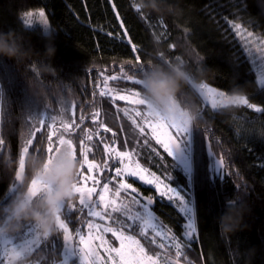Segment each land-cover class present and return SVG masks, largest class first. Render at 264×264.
Instances as JSON below:
<instances>
[{
  "label": "trees",
  "instance_id": "obj_1",
  "mask_svg": "<svg viewBox=\"0 0 264 264\" xmlns=\"http://www.w3.org/2000/svg\"><path fill=\"white\" fill-rule=\"evenodd\" d=\"M136 2L0 0V31L13 30L30 52L24 61L2 56L0 60L13 68L16 79L30 95L51 105V114L58 118V128L61 119L74 121L70 136L76 144L78 159L80 140L84 139L92 149L89 159L98 165L91 173L86 167L84 172L85 176L91 175L100 181L97 191L114 175L115 162L109 147L122 128L115 116L116 106L125 104L113 100L110 95L101 96L100 92H106L107 84L124 91L143 92L141 85L124 79L125 73L141 79V65L146 68L152 62L166 66L183 60L193 84L207 83L229 94L240 86L250 103L264 107V85L259 83L260 74L231 27V23H242L250 31L264 35V0H244L240 9L237 8L240 0H167L178 6V14L144 10L137 13ZM41 8L45 9L51 25L47 34L40 25L24 23L27 13ZM50 36L55 37L54 57L46 53V46L50 44L47 37ZM132 44L136 45L135 52ZM137 55L140 56L139 64ZM45 67L54 69V74L44 71ZM113 75L119 79H109L105 83V77ZM19 96V89L6 92L4 107L0 108V139L4 140L0 152V195L17 183L20 188L17 198L27 193L26 185L33 178H39L29 167L28 158L32 155L44 157L49 124L46 120L43 128L35 133L24 157V184H19L15 173L19 170L20 154L33 131L25 123ZM181 96L185 103H195L200 109V120L193 124V193L197 227L192 239L188 241L183 235L186 220L174 202L159 197L153 186L134 178L129 180L144 196L154 198L152 209L156 217L182 243L180 263L264 264V113H257L245 105L213 110L204 104L190 83L183 86ZM62 106L68 110L61 112ZM36 126L40 127L39 124ZM86 134L92 136L90 141ZM65 136L68 138V134ZM56 139L53 137V142ZM150 141L158 153L150 151L141 156L142 165L163 178L170 177L166 181L172 186L185 185L183 174L174 169L171 158L156 141ZM216 159L224 161L221 175L210 170ZM91 185L88 181L86 186ZM229 201L246 204L249 211L245 212L240 230L222 234L218 221L231 205ZM72 202L77 209L81 207L77 198ZM77 217L81 223L69 224L74 236L77 227L87 231V209L73 212V220ZM62 218H66L64 213ZM25 222L15 225V231H22ZM140 226L136 221L131 229L125 230L140 239L150 254H163L177 260L176 250L169 245L160 248L156 243H147L139 235Z\"/></svg>",
  "mask_w": 264,
  "mask_h": 264
},
{
  "label": "snow or ice",
  "instance_id": "obj_2",
  "mask_svg": "<svg viewBox=\"0 0 264 264\" xmlns=\"http://www.w3.org/2000/svg\"><path fill=\"white\" fill-rule=\"evenodd\" d=\"M244 5V0H240V4L237 8L240 9ZM113 8L115 5L113 4ZM137 13L141 10L135 7ZM119 18V13H116ZM29 17L24 21L28 26H32L33 21L30 19L32 13H27ZM39 23L42 26L44 33L47 34L49 24L48 19L45 16L43 10L38 13ZM231 23V21H229ZM120 26L123 28V21H120ZM231 27L235 30L237 36L244 41V47L247 49L248 54L251 56L254 53L259 55L256 59L259 61L257 67L260 70L261 77L259 83L264 85V35H256L253 31H250L242 23H231ZM109 36L112 33H108ZM125 35L127 30L125 29ZM129 43L131 40L129 38ZM133 51H136V45H131ZM179 59V58H177ZM137 63H140V56H136ZM145 68L143 65L139 68L140 73H144ZM117 80L119 77L113 75L105 77V83L107 80ZM124 79L132 81L136 85L142 86V80L135 78L133 75L124 74ZM192 87L197 92L198 96L202 98L205 104H210L211 109L217 110L226 108V102H231L236 105H245L249 109H254L257 113H264V107H258L254 103H250L246 96L230 98L226 92L218 91L215 87H210L207 83L193 84ZM19 89L20 96L18 102L25 116V123L32 129V135L26 140L19 158V170L15 173V180L19 184H24V157L29 152V147L33 143L35 133L40 131L45 125V121H49L47 128V145L43 151V156L51 163L54 156L62 149H67L72 158L79 162V171L77 174V180L74 185V195L70 200L65 201L60 207V214L57 217V224L55 233L44 234L33 223L26 221L23 224V230L16 232L13 229L14 235L10 236L6 230L9 221L13 219L9 215V201L17 195L20 188L17 183H13L4 195L3 201H0V214H4L2 218L3 226L0 227V243H3L6 247L3 252L0 253L6 258L7 264H159V254L151 255L145 245L141 243L140 239H137L135 235L127 234L125 228L131 229L132 223L123 224L120 216H114L113 214H121L124 218L132 222L139 221L140 229L139 235L145 239L147 243L154 244L157 237H163L164 239L176 240L175 237H170L169 234L163 231L160 226L155 223V218L150 206L153 204V198H144L145 202L141 204L133 193H138L132 183L127 182L124 177L135 178L145 185L153 186L159 197L166 198L168 201H175L178 203V211L183 215L186 220L184 225V237L189 241L196 234V205L194 200V172H195V160L193 155V124L188 118L183 107L173 103L168 109V115L160 114L151 109L150 105L146 102L144 95L141 91H134L130 95L117 94L115 97L119 100H130L136 105L144 106L145 112L141 113L138 109L134 110L136 117H141L145 123L154 121L152 123V132L155 137L156 143L159 144L168 157L173 161V167L177 171L183 174L186 180L185 185L172 186L171 183L165 182L170 177L165 176L161 179V176L156 172L151 171L148 168L143 167L138 160L133 156V153L129 151H115L113 149L115 163L119 166L114 168V176L112 180L104 182L103 185L97 191V187L100 185V181L96 177L91 175H84L85 167L88 173L98 165L94 160L89 159V153L91 148L85 143L84 139L80 140V158L77 156V147L71 138L70 134L73 129V122H68L61 119L60 127H57V116L51 114V105L44 99H37L28 93V90L23 86L15 77L13 68L6 64L3 60H0V108L4 107L5 93H12ZM113 91V90H109ZM107 93L101 91L100 95L104 96ZM63 104L62 101H57ZM74 105L72 108L74 109ZM68 109L61 107L60 111L65 112ZM127 111L125 115H127ZM96 115H99L97 112ZM132 123L136 124V120L131 116ZM83 119V117H81ZM39 124V128L36 126ZM139 127V125H137ZM157 128L164 129V137L157 135ZM63 129V132H61ZM172 129L175 131V135L172 134ZM111 131V129H108ZM140 132H144V128H140ZM59 133V135H58ZM65 134H68L66 138ZM87 135V140H91L92 136ZM53 137H57L53 142ZM4 144V140L0 139V146ZM107 145L105 148L107 149ZM209 157L213 154L209 152ZM224 166L223 159L216 160L215 165H210V170L216 175H221L222 168ZM119 178V182L113 191L110 189L109 184L113 180ZM212 178L211 176L209 177ZM88 181L92 182L91 186H86ZM27 195L30 199L39 198L45 191L49 190V187L42 182L39 178H33L30 184L26 185ZM131 190V191H129ZM121 192H124L126 196L131 198V201L139 205L142 211H137L134 215H129V208L126 203L123 202ZM93 196L96 197L93 200ZM74 198L78 199V203L81 206L79 209L72 202ZM118 200L121 203H118ZM232 201H229L231 204ZM99 208V210H97ZM87 209V215L91 218H97L100 221L111 220L112 224L117 225L113 227L112 224L105 225L103 223H96L95 219H88L86 222L87 231H81L80 227L75 229V236L72 230L69 228V224L81 223L79 218L73 220V212H83ZM62 213L66 218H62ZM149 230L153 235H149ZM111 234L115 241L118 242V247L112 246L111 243L105 238L106 234ZM62 234V235H61ZM51 237V239H50ZM10 246V247H8ZM160 248H164V244L159 245ZM176 250L177 260L175 264H180L179 257L183 255V245L176 241L174 244ZM101 250L106 254L107 260L104 256H101Z\"/></svg>",
  "mask_w": 264,
  "mask_h": 264
},
{
  "label": "clouds",
  "instance_id": "obj_3",
  "mask_svg": "<svg viewBox=\"0 0 264 264\" xmlns=\"http://www.w3.org/2000/svg\"><path fill=\"white\" fill-rule=\"evenodd\" d=\"M135 7L157 14H178L180 11L177 5L170 4L167 0H137ZM47 38L50 44L46 46V53L49 57H54L55 37ZM0 56L24 61L30 56V52L23 46L22 38L13 30L0 31ZM44 71H51L54 74V69L48 67H45ZM200 75L203 76L204 72L201 71ZM141 80L143 95L152 110L168 115L169 107L175 103L183 107L192 124L199 122L200 109L195 103H185L181 96L183 86L192 81L191 74L183 60L166 66L149 62ZM226 94L230 98L244 96L240 86H237L231 94ZM226 104V108L238 106L231 102H226ZM28 165L33 174L38 176L49 187V190L45 191L36 201L30 199L27 193L19 196L12 203L13 222L16 225H20L23 221L33 222L42 233L52 234L56 230L61 205L73 198L79 162L72 158L67 149H62L54 156L51 163L45 157L32 155L28 158ZM246 211H249L246 204L229 205L218 221L222 234L240 230Z\"/></svg>",
  "mask_w": 264,
  "mask_h": 264
},
{
  "label": "rangeland",
  "instance_id": "obj_4",
  "mask_svg": "<svg viewBox=\"0 0 264 264\" xmlns=\"http://www.w3.org/2000/svg\"><path fill=\"white\" fill-rule=\"evenodd\" d=\"M41 10L44 11L45 16L47 17V14H46L44 8L36 10L34 13H32V16L30 17V19H32V21H33L32 26L40 25L38 13ZM24 18L26 20L29 17L26 15V16H24ZM47 19H48V17H47ZM48 24H49L48 31H50L51 25H50L49 19H48ZM256 35H258V34H256ZM241 41L243 42V45H244V41L242 39H241ZM258 55H259L258 53H254L253 55H251V56L249 55V56L251 57V60L253 61L254 68L258 71V73L260 74V77H261L260 70L257 67V64L259 63V61L256 59V57ZM194 84H198V83H194ZM209 86L213 87L211 85H209ZM216 89L218 91H222V90H220L218 88H216ZM109 90H113V91H109ZM134 91L135 90H126V91H124V90L115 88V87L111 86L110 84H107V86H106V93H107V95H110V97L113 100H119V99L115 98L117 96V94L130 95ZM141 93L143 95V92H141ZM121 101L125 102V104L121 105V106H119V105L116 106L117 112L115 113V116H117V120L120 121L121 124H119V125L122 128H121L120 133L117 134V136H115L116 139H114L113 143L111 144V147H109V151H111V153L113 155L114 162H115V158H114V153L112 151L113 149H115V151H129V152L133 153L134 158L136 160H138V162L142 165V163L140 162V157L141 156H146L147 152H150V151H154L155 153H158L157 148L153 147L152 144H151V141H150V140L156 141L155 137L153 135V132H152V123H154V121H150L149 123H145L144 120L141 117H136L135 116L134 110L138 109L139 111H141V113H144L145 112L144 106L136 105V104L132 103L130 100H121ZM204 104H205V102H204ZM207 105L210 106V104H207ZM257 106L260 107L259 105H257ZM126 111L128 113L127 115H125ZM130 116L133 119L136 120V124L132 123V119L129 118ZM137 125H139V127H137ZM140 128H144V132L143 133L140 132ZM168 131H172L173 135L176 134L175 131L172 130V129H168ZM164 132H165L164 129L157 128V133L156 134L161 136V138H163L164 137ZM193 136H194V131H193ZM216 160H219V159H216ZM216 160H214L213 166L215 165V161ZM117 166H119V165L117 163H115V167H117ZM142 166L145 167L144 165H142ZM145 168H147V167H145ZM157 175H159V174H157ZM112 177L110 178V180H112ZM124 179H126L127 182L131 183L130 180H129V177H124ZM161 179H164V178L161 177ZM118 182H119V178H117L116 180H113L112 183L109 184L110 189H112L114 191L116 186H117V184H118ZM165 182H167V181H165ZM133 186L137 189V187L135 185H133ZM129 191H131V190H129ZM138 193L139 194L133 193L132 195H136L137 199L140 200L141 204H143L145 202L144 198L150 197V196H144L139 190H138ZM121 197L123 198V202L128 205V208L130 210L129 211V215H134L137 211H142L140 206L135 204V202L131 201V198L126 196V194L124 192H121ZM153 202H154V198H153ZM172 202H174L178 206L177 202H175V201H172ZM118 203H121V201L118 200ZM97 210H99V208H97ZM150 210L152 211L153 216L155 218V223H157L163 231L167 232L170 237H174L173 234L171 233V231L166 229L162 225L160 220L156 217V215H155V213H154V211L152 209V205L150 206ZM85 213H86V211H85ZM113 215L114 216H120L121 220L123 221V224H125V225L129 224V223H133L132 221L128 220L127 218H124L123 216H121V214H113ZM88 219H95L96 223H103L105 225L112 224L111 220L100 221L97 218H91V217H89ZM195 223L197 224L196 216H195ZM112 226L116 227L117 225L112 224ZM149 231H151V230H149ZM125 232L127 234H129L126 230H125ZM150 234L153 235L152 232H150ZM105 238L109 241V243L112 244V246H114V247H118L119 246L118 242L115 241L114 237H112L110 233L106 234ZM176 241H178V240L176 239L175 241H173L171 239H164L163 237H157L155 243L158 244V245H160V244L169 245L170 247L175 249L174 244H175ZM151 255H153V254H151ZM101 256H104L105 260H107V256L103 252V250H101ZM175 261H176L175 259L169 258L167 255H163V254L160 255L159 254V264H175ZM180 264H183V263H180Z\"/></svg>",
  "mask_w": 264,
  "mask_h": 264
},
{
  "label": "flooded vegetation",
  "instance_id": "obj_5",
  "mask_svg": "<svg viewBox=\"0 0 264 264\" xmlns=\"http://www.w3.org/2000/svg\"><path fill=\"white\" fill-rule=\"evenodd\" d=\"M0 152H1V146H0ZM5 194H6V193H4L2 196L0 195V201H3V198H4V195H5ZM16 198H17V195H16L15 197H13L12 199H10V201H9V208H10L9 215H11V216H12V203L16 200ZM3 215H4V214H0V227L3 226V223H2ZM12 217H13V216H12ZM7 223H8V227H7L6 230L8 231V234H9L10 236H12V235L15 234V233L13 232V229H15V225H16V224H14L13 219H12L11 221L7 222ZM5 247H6V246H5L3 243H0V253L3 252V250H4ZM8 247H10V246H8ZM0 264H7V260H6V258L3 257L2 255H0Z\"/></svg>",
  "mask_w": 264,
  "mask_h": 264
}]
</instances>
